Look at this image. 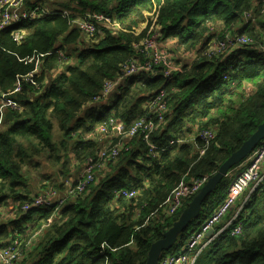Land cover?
I'll return each mask as SVG.
<instances>
[{"label": "trees", "instance_id": "1", "mask_svg": "<svg viewBox=\"0 0 264 264\" xmlns=\"http://www.w3.org/2000/svg\"><path fill=\"white\" fill-rule=\"evenodd\" d=\"M25 6L46 8L52 14L0 31V98L5 95L21 108V112L8 109L12 112L8 119L0 109V127H8L0 131V205L12 200L22 206L32 199L30 175L47 167L54 171L47 177H55L57 183L49 189L62 192L65 180L71 178V158L84 166L87 158L96 156V128L110 118L131 127L147 115L142 103L161 90L168 94V112L164 126L150 138L157 148L155 156L148 153L142 138H134L128 151L107 163L97 184L90 185L80 198L68 200L59 211L35 208L22 213L16 207L14 221H0V246L9 240L11 245L13 239L22 241L26 256L20 264H150L152 248L166 239L198 195L185 200L169 218L154 216L180 179L213 178L264 126V3L25 0ZM247 13L253 19L244 23ZM100 14L117 27H97L96 35L86 42L71 26L75 18ZM150 15L162 39L177 42V51L204 47L211 27L217 24L253 38L254 43L212 59L178 64L182 71L169 79L164 78L162 65L154 72L142 71L126 79L101 109L92 100L100 95L106 80L119 77L121 67L140 56L134 47L144 38L147 29L139 27L148 23ZM18 30L26 33L16 43L13 34ZM57 51L73 62L47 85L44 81L57 64ZM37 67L40 71L34 73ZM17 82L21 90L14 92ZM196 126L216 133L200 158L191 140L194 135L190 137ZM263 140L228 167L214 195L211 192L200 203L197 215L178 232L176 244L163 252L182 250L190 235L225 201L230 172ZM123 190H135L136 196L116 198ZM251 197L240 215L241 233H222L207 249L210 264H264V182ZM31 239L34 244L29 248Z\"/></svg>", "mask_w": 264, "mask_h": 264}, {"label": "built area", "instance_id": "2", "mask_svg": "<svg viewBox=\"0 0 264 264\" xmlns=\"http://www.w3.org/2000/svg\"><path fill=\"white\" fill-rule=\"evenodd\" d=\"M264 3V0H259ZM264 14V7H262ZM52 12L46 8L29 10L25 6V0H0V31L6 29L11 24L24 20H35L43 15H51ZM65 17L68 13L63 12ZM251 13L244 15V23L252 21ZM151 25L146 36L139 41L134 47L138 54V58L125 63L121 68L119 77L114 80H106L102 84L100 95L92 100L93 104L101 103L110 98L114 91L115 84L121 79H128L137 76L140 72H154L159 65L164 67V78L169 79L174 73L181 72L182 67L175 65L164 53L158 48V39L161 38V29L155 25L153 15L149 18ZM71 26L80 31L83 38L87 41L91 40L97 31V27L104 26L115 29L117 26L112 24L111 20L104 15H85L81 18H75L71 22ZM218 30V31H217ZM214 34L216 31L222 32L221 37L216 36L212 42V36L208 35V42L204 47L196 49L191 55L192 61L198 58L212 59L216 56L232 52L241 46H252L254 39L243 34L233 33L231 31L211 28ZM231 32V33H230ZM25 31L18 30L13 34V40L18 43L22 40ZM233 33V34H232ZM58 56L56 66L61 67L67 60L64 52L57 51ZM37 73V70L34 72ZM20 84L17 82L14 92L20 91ZM168 94L161 90L157 95L152 97L146 104V117L136 121L131 127L127 128L119 120L110 118L97 130L98 134L106 138L107 145L100 148L96 156L89 157L85 161L82 173L75 179H67L64 182L63 190L60 193L56 189H48L34 196L25 202L19 209L22 213H28L35 208H52L54 212L67 204L68 200H74L84 195L90 185L97 184L99 176L106 170L108 162H115L122 151L129 150L128 142L134 138H142L148 147V153L155 156L157 148L151 143L152 135L164 126L165 115L168 112ZM0 109L6 112L8 109L21 112L13 101L9 100L5 95H1ZM216 133L212 129L199 130L192 138L195 145V155L200 158L205 154L214 141ZM172 144L174 142H171ZM177 144L182 141L176 142ZM264 163V140L255 148L245 159V165L235 176L227 189L225 201L212 212L209 218L201 225L200 229L190 235V238L183 246L182 250L176 254L167 253L160 258L159 264H196L201 252L212 245L219 235L226 233L229 236H238L242 229V220L240 215L245 210L251 200L253 192L258 186L264 182V173L261 172V166ZM229 175V174H228ZM210 181L209 176H201L198 179L181 178L177 187L170 193L167 200L154 212V216L169 218L175 215L183 206L185 200L193 197ZM136 196V191L123 190L117 197L132 198ZM239 199V204L237 200ZM234 208V209H233ZM231 212L230 218L217 230L213 229L224 216ZM210 232L209 235L207 233ZM25 248L22 249V241L13 239L11 245L7 247L0 246V264H20L25 258ZM103 254V252H100Z\"/></svg>", "mask_w": 264, "mask_h": 264}, {"label": "crops", "instance_id": "3", "mask_svg": "<svg viewBox=\"0 0 264 264\" xmlns=\"http://www.w3.org/2000/svg\"><path fill=\"white\" fill-rule=\"evenodd\" d=\"M151 16V15H150ZM150 16H149V18H150ZM145 25L146 24H141L140 25V27H139V30L141 31V30H143L144 28H145ZM245 25V24H244ZM238 26H240V25H238ZM215 28H217V29H222V25H216V26H214ZM211 28H213V27H211ZM225 30H226V28H224ZM218 31V30H217ZM238 32V31H237ZM176 41L175 40H172V39H162L160 42H159V44H158V48H160V50L164 53V55L167 57V58H171L170 57V55L171 56H175V60L177 61H180V58H179V56H178V51H177V48H176ZM170 53V54H169ZM72 62H73V59L71 58V60L69 61V60H66L64 63H63V65L61 66V67H58V66H56L55 65V68L54 69H52V71H51V74H50V77L48 78V79H46L45 81H44V83H46L47 85L59 74V73H61L62 71H63V66H68V65H70V64H72ZM181 63H182V65H186V64H190L191 62H190V60L189 61H186V60H181ZM178 64H180V63H178ZM38 66L40 67V64H38ZM65 66V67H66ZM40 70L38 69V67H37V72H39ZM126 79H121V81H119V82H117L116 84H115V89H114V91L111 93V94H118L119 93V90L121 89V85H123L124 84V81H125ZM109 100V98H107L105 101H103L102 100V102L101 103H98V106H100V108L102 109V108H104L105 107V103L107 102ZM145 104L146 103H142V108H144L145 109ZM4 112V111H3ZM5 113H8L7 111L6 112H4V116L6 115ZM6 119V118H5ZM103 124H107L106 123V121L105 122H103ZM102 124V125H103ZM101 125V126H102ZM101 126H99V127H101ZM99 127H97L96 128V130H95V132H94V134H93V136H97V138H94V142L96 143V144H98V148L100 149V148H102L103 147V145H107V142H106V138L105 137H101L99 134H98V132H97V130L99 129ZM5 129H8V127L7 126H3V127H0V131H3V130H5ZM197 134V132H194L190 137H192L193 135L195 136ZM189 137V138H190ZM130 142H132V140L131 141H129L128 143H130ZM70 164H71V169H70V176H71V178L70 179H74L75 180V178H77L81 173H82V171H83V167L84 166H82V165H79L73 158H71V160H70ZM245 165V161L244 162H242L240 165H238L237 167H236V169L234 170V171H231L230 172V175L231 176H235V175H237V173L241 170V168L243 167ZM54 171L52 170V172H51V174L53 173ZM261 172H263L264 173V163H263V165L261 166ZM51 178L52 179H55V177H53V176H51ZM31 180H32V177H31ZM56 180V179H55ZM67 180V179H66ZM65 180V181H66ZM35 181H36V184L37 185H39V183L40 182H42V181H40V180H38V176H36L35 177ZM221 181V180H220ZM219 181V182H220ZM218 182V183H219ZM218 185V184H217ZM216 185V186H217ZM215 186V187H216ZM214 187V188H215ZM213 188V189H214ZM213 189L211 190V192L213 191ZM37 190H38V186H37ZM40 191V190H39ZM41 192H43L42 190L40 191V192H38L37 194H39V193H41ZM210 192V193H211ZM209 193V194H210ZM37 194H33V196L32 197H34V196H36ZM208 194V195H209ZM207 195V196H208ZM206 196V197H207ZM205 197V198H206ZM116 198H118L117 196H116ZM205 198H204V200H205ZM203 200V201H204ZM117 199H114V205H116L117 204ZM239 204V199L237 200V204L236 205H238ZM16 207H18V204L17 203H14V201H12V200H10L9 202H8V204H3V205H0V221H3V222H10V221H14L17 217H18V215H17V208ZM113 208H115V207H113ZM218 208V207H217ZM216 208V209H217ZM187 209V208H186ZM185 209V210H186ZM200 209V208H199ZM216 209H214V210H216ZM234 209V208H233ZM184 210V211H185ZM213 210V211H214ZM199 212V210L197 211V213ZM231 212L232 211H229L225 216H224V218L222 219V221L221 222H219V224L218 225H216L215 227H214V229H213V232H216L217 230H219V228H221V226H223V224L230 218V215H231ZM197 213L195 214V215H193V216H191V217H189L190 219L188 220V222L186 223V225L192 220V217H194V216H196L197 215ZM183 214V213H182ZM182 214H181V216H182ZM211 214H212V212H211ZM210 214V215H211ZM209 215V216H210ZM181 218V217H180ZM181 220V219H180ZM176 225V224H175ZM174 225V226H175ZM173 226V227H174ZM172 227V228H173ZM171 228V229H172ZM180 232V231H179ZM16 235H18L17 233H16ZM178 235V232L175 234V239L172 241V242H170V247H169V249L172 247V245L174 244H176V242L178 241V239H179V237L177 236ZM9 242H10V240L5 244V245H2V247H4V246H7V245H9ZM34 244V241H32V239L29 241V243H28V247L30 248V247H32V245ZM210 247V246H209ZM209 247H207L206 249H204L202 252H201V254H200V257L198 258V260H197V263L196 264H210L209 263V256L207 255L208 254V251H207V249L209 248ZM179 250V249H178ZM177 250H173V251H168V252H161V253H159V256H158V260H160V258L161 257H163V255H165V254H167V253H175ZM207 251V252H206ZM158 262V261H157Z\"/></svg>", "mask_w": 264, "mask_h": 264}, {"label": "water", "instance_id": "4", "mask_svg": "<svg viewBox=\"0 0 264 264\" xmlns=\"http://www.w3.org/2000/svg\"><path fill=\"white\" fill-rule=\"evenodd\" d=\"M12 112L8 111V113L5 115V118H11ZM264 137V126L260 128V130L255 134V136L249 140L248 143H246L243 148H241L233 157L228 159L224 163V165L220 168L218 173L210 179V181L199 191L198 195L194 198L192 203L189 205V207L183 212L181 216V220L172 228L166 235V239L163 240V242L157 244L155 247L152 248L150 257L151 262L150 264H156L158 261L159 253L163 251L165 248H169L170 242H172L175 239V234L183 228L188 220L189 217L195 215L197 211L200 208V203L204 200V198L211 192V190L218 184V182L221 180L222 177H224L225 173L228 170V167L236 161L243 158L247 153H249L255 144L260 141ZM210 232L207 233L209 235ZM158 255V256H157Z\"/></svg>", "mask_w": 264, "mask_h": 264}, {"label": "rangeland", "instance_id": "5", "mask_svg": "<svg viewBox=\"0 0 264 264\" xmlns=\"http://www.w3.org/2000/svg\"><path fill=\"white\" fill-rule=\"evenodd\" d=\"M150 25H151V22H150V20H148V23L145 25V29H147L146 30V34H147L148 30H149ZM235 32H237V31H235ZM212 33L213 32L210 31V33L208 34V35H211L213 37L212 40H211L212 42H214V40L216 39L215 38L216 36L221 37V35H222V32L221 33L220 32L217 33V31H216L214 34H212ZM146 34H145V36H146ZM161 40H162V37L160 39H158V44H159V42ZM199 48H201V47H199ZM193 52L194 51L189 52V51H186L184 49L182 51L178 50V56L180 58V61H178V60L176 61L175 60V56H171V55H170L171 58H169V59L175 65H177L178 63H180L182 65L181 60H186V61H189L190 60V62H192L191 55H192ZM65 66H63V71L62 72H64ZM3 114H4V112H3ZM5 114H7V113H5ZM198 130H197V126H196L194 132H198ZM51 172H52V169L50 167H47L46 169H41L39 171H32V174L30 175V181H29V184H30V192H29V195L33 196V194H37L41 190L42 191H48L49 187H54V185L57 184L56 183V180L55 179H52L51 176L47 177V175L48 174H51ZM36 176H38V180L42 181V182L39 183V185L36 184V181H35V177ZM31 177H32V180H31ZM37 186H38V190H37ZM211 195L213 196L214 193L212 192Z\"/></svg>", "mask_w": 264, "mask_h": 264}]
</instances>
